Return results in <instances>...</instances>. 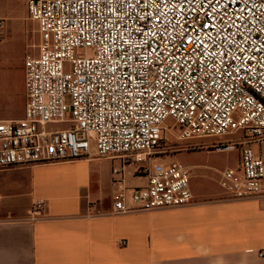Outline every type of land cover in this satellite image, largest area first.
<instances>
[{
  "label": "built area",
  "instance_id": "2783aa9c",
  "mask_svg": "<svg viewBox=\"0 0 264 264\" xmlns=\"http://www.w3.org/2000/svg\"><path fill=\"white\" fill-rule=\"evenodd\" d=\"M28 10L38 55L24 60L23 117L0 118V170L118 159L112 212H150L194 203V166L143 162L239 149V166L221 172L225 197L264 199V0H28ZM43 208L34 201L32 219Z\"/></svg>",
  "mask_w": 264,
  "mask_h": 264
},
{
  "label": "crops",
  "instance_id": "0c3cea01",
  "mask_svg": "<svg viewBox=\"0 0 264 264\" xmlns=\"http://www.w3.org/2000/svg\"><path fill=\"white\" fill-rule=\"evenodd\" d=\"M92 159L0 170V264H264V199L193 193L192 205L114 214L113 166L96 191Z\"/></svg>",
  "mask_w": 264,
  "mask_h": 264
},
{
  "label": "rangeland",
  "instance_id": "374dc122",
  "mask_svg": "<svg viewBox=\"0 0 264 264\" xmlns=\"http://www.w3.org/2000/svg\"><path fill=\"white\" fill-rule=\"evenodd\" d=\"M0 118L19 119L24 115L26 103L25 65L27 55L37 56L40 43L39 25L30 19L28 0H0ZM69 117V114L67 115ZM166 125L173 120L167 119ZM60 128L64 124H54ZM169 145H179L174 135L166 133ZM218 139L196 140L208 144ZM240 150L215 151L198 149L181 151L164 156L152 157L141 165L154 167L158 164H171L192 167L190 186L193 193H223L221 172L240 164ZM90 169L93 173L92 189L110 188V168L118 165V159H92ZM89 169V168H88ZM86 173V172H85ZM88 173V172H87ZM86 173V177L88 174ZM105 205L110 201L105 200Z\"/></svg>",
  "mask_w": 264,
  "mask_h": 264
}]
</instances>
